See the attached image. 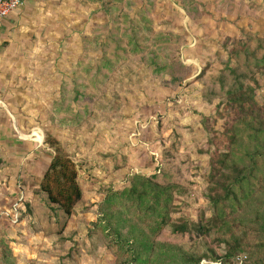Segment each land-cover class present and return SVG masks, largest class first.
Returning <instances> with one entry per match:
<instances>
[{
  "label": "rangeland",
  "instance_id": "1",
  "mask_svg": "<svg viewBox=\"0 0 264 264\" xmlns=\"http://www.w3.org/2000/svg\"><path fill=\"white\" fill-rule=\"evenodd\" d=\"M25 4L0 31V264H191L183 254H224L209 238L166 242L169 226L156 242L160 212L148 196L139 206L131 179L181 184L173 223L212 216L210 160L230 111L202 100L198 76L222 69L247 34L264 39V0ZM169 69L182 77L176 87ZM48 136L75 164L82 191L62 230L36 194L55 154ZM252 205L249 197L246 212Z\"/></svg>",
  "mask_w": 264,
  "mask_h": 264
},
{
  "label": "trees",
  "instance_id": "2",
  "mask_svg": "<svg viewBox=\"0 0 264 264\" xmlns=\"http://www.w3.org/2000/svg\"><path fill=\"white\" fill-rule=\"evenodd\" d=\"M108 23L101 26L103 34L109 32ZM107 36L109 39L105 37L103 45L110 51L113 37ZM114 49L118 50L116 54H127L119 45ZM167 72L171 77L168 85L178 86L182 77L176 76L173 69ZM208 72L205 69L198 76L203 81L202 100L207 104L219 100L224 110L230 111L217 138L220 153L210 160L207 198L213 209L212 216L196 222L173 223L170 215L181 184L159 182L156 175L132 178L131 193L139 200V206L150 197L153 204L148 208L160 212L156 214L159 219L156 242L160 231L169 226L170 239L166 242L178 245L184 239L209 238L224 246V254L213 249L198 257L183 254L185 263L201 264L207 259L211 264H264V105L259 106L254 100V93L260 87L257 76L264 75V39L247 34L235 41L223 68ZM48 138L55 154L36 194L43 196L50 213L60 219L58 225L62 223V230L81 202L82 191L75 164L54 147L55 140ZM136 183L141 186L139 189ZM247 195L253 203L250 212H246ZM170 243L167 246L177 247ZM133 254L138 256L136 251Z\"/></svg>",
  "mask_w": 264,
  "mask_h": 264
},
{
  "label": "built area",
  "instance_id": "3",
  "mask_svg": "<svg viewBox=\"0 0 264 264\" xmlns=\"http://www.w3.org/2000/svg\"><path fill=\"white\" fill-rule=\"evenodd\" d=\"M24 2L25 0H0V26L5 19L15 14Z\"/></svg>",
  "mask_w": 264,
  "mask_h": 264
},
{
  "label": "crops",
  "instance_id": "4",
  "mask_svg": "<svg viewBox=\"0 0 264 264\" xmlns=\"http://www.w3.org/2000/svg\"><path fill=\"white\" fill-rule=\"evenodd\" d=\"M30 1H31V0H25L24 3L29 4ZM26 4H25V5H26ZM13 15H14V14H13ZM13 15L10 16L9 18L5 19V20L2 22V24H1V26H0V31L6 33V32L8 31V29L10 30V28H11L12 25L14 24V16H13Z\"/></svg>",
  "mask_w": 264,
  "mask_h": 264
}]
</instances>
